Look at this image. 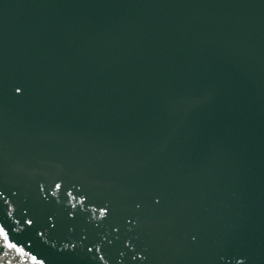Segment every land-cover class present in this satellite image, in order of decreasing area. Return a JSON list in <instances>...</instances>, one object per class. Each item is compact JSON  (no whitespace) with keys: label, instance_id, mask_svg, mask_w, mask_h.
<instances>
[{"label":"snow or ice","instance_id":"snow-or-ice-1","mask_svg":"<svg viewBox=\"0 0 264 264\" xmlns=\"http://www.w3.org/2000/svg\"><path fill=\"white\" fill-rule=\"evenodd\" d=\"M57 187L59 188L60 185H57ZM28 223L30 224V223H32V221L29 220ZM2 228H3V224H2V222H0V230H2ZM89 251H91V249H89Z\"/></svg>","mask_w":264,"mask_h":264}]
</instances>
